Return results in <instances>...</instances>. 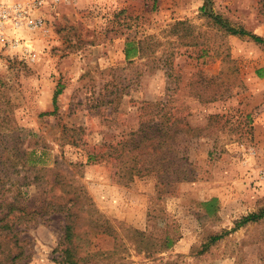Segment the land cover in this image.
<instances>
[{
  "label": "rangeland",
  "instance_id": "1",
  "mask_svg": "<svg viewBox=\"0 0 264 264\" xmlns=\"http://www.w3.org/2000/svg\"><path fill=\"white\" fill-rule=\"evenodd\" d=\"M43 1L44 25L8 28L0 44V146L15 148L2 158L0 217L23 215L0 259L8 248L15 264H65L70 247L81 264H264V219L236 228L264 208V46L205 13L264 38V0ZM148 37L128 65L127 41ZM143 101L175 108L167 139L184 170L135 175L147 148L127 153V142L151 117Z\"/></svg>",
  "mask_w": 264,
  "mask_h": 264
},
{
  "label": "trees",
  "instance_id": "2",
  "mask_svg": "<svg viewBox=\"0 0 264 264\" xmlns=\"http://www.w3.org/2000/svg\"><path fill=\"white\" fill-rule=\"evenodd\" d=\"M208 14L210 18H212L220 28L224 29V32L228 35L237 36L240 38H246L249 37L250 39L254 40L256 43L261 44L264 46V38L262 36H259L257 34H254L243 27L237 28L235 26L230 25L229 21L223 18L221 15L215 14L214 12H205ZM184 22H178L177 24H183ZM149 41V37L145 39V41H140L137 43V46L135 45L136 42H131L130 40L127 41L126 49H125V55L128 61V65L135 64V59L144 57V44L145 42ZM158 61H157V60ZM160 58H156V56L150 55L148 59L144 62L145 65L149 66L150 69H157L160 68ZM258 75L262 76L260 73V70L258 71ZM60 92H57L59 94ZM211 99H218V92H215ZM169 109V110H167ZM175 108L172 106H169L168 104L164 102H154V101H143L142 106L140 107V110L145 111L149 110V112L152 114H149L151 116L147 122L141 121L140 128L137 132L134 133L135 136L138 138H141V141L137 138H133L132 140L128 141L129 143V150H127V153L129 151H136L139 150L140 152L146 149L145 152V159L143 163L138 166L137 160H135V163L133 165V168L135 167V175H141L143 174L142 171H148L151 172L155 169L156 164L159 166H163V168H166L171 163H176L178 166H180L184 170V166L189 165L188 160L180 153L179 147H177L175 144V149L172 150V144L167 139V132L169 130H172L176 127V123H181L179 119L176 116V110L175 112H171V110H174ZM164 115L161 116V113L164 112ZM175 117H176V123H175ZM181 129V128H180ZM183 133L185 132V135H189L192 131H194L193 128H191L188 124H185V127L181 130ZM182 141L179 142V144ZM10 145H7L3 149H1L0 146V183L2 181L3 173L5 174L4 169H6L8 166L6 164V161L2 160L3 156L14 150L15 148H10ZM161 156L159 157V161H154V155L157 151H161ZM101 153V152H100ZM108 153V151L102 153L103 155ZM139 154V156H141ZM97 157L96 153H92L90 155V160H93ZM136 157V156H135ZM136 159V158H135ZM9 160V158H8ZM185 178H182L184 180ZM187 179V178H186ZM4 187H2L3 189ZM216 203V199H212L208 202H204L203 206L206 207L207 213L211 214L214 211H216V208H214ZM14 207L7 212L6 214H2V217H0V244H6L9 241L14 240V237H16V233H14V223H16L20 218L23 217L22 214L15 215L13 217L9 216L13 212ZM68 217L66 220V226H65V236L62 243L65 242H71L73 238V214L68 212ZM264 219V208H262L259 212L250 213L246 216H244L240 221L237 222L236 228L242 227L250 222H258L260 220ZM235 228V229H236ZM7 235H10L11 237H7ZM225 233L215 235L211 238L212 242H216L219 239H221ZM174 243V240L170 238L169 236L165 237V239L162 242V248L164 250L169 249L172 247ZM10 248V247H9ZM3 255V259H0L2 261L8 260L11 264H15L16 260L19 258L21 259L20 255L12 254V249L4 248L1 252ZM63 261L65 264H81V262L84 261V259L79 258L73 250L68 247L63 251Z\"/></svg>",
  "mask_w": 264,
  "mask_h": 264
},
{
  "label": "built area",
  "instance_id": "3",
  "mask_svg": "<svg viewBox=\"0 0 264 264\" xmlns=\"http://www.w3.org/2000/svg\"><path fill=\"white\" fill-rule=\"evenodd\" d=\"M73 0H51L53 5L70 3ZM44 5L43 0L13 1L0 0V44H9L10 40L5 31L8 28H28L37 30L44 25V19L36 12ZM15 46V44H13ZM11 44V46H13ZM28 51V49H26ZM31 54V53H30ZM35 59V55H32Z\"/></svg>",
  "mask_w": 264,
  "mask_h": 264
}]
</instances>
